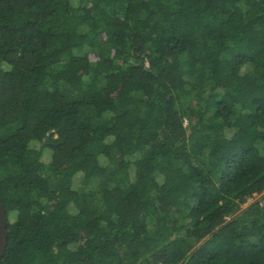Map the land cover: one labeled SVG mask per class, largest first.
<instances>
[{
    "label": "trees",
    "instance_id": "obj_1",
    "mask_svg": "<svg viewBox=\"0 0 264 264\" xmlns=\"http://www.w3.org/2000/svg\"><path fill=\"white\" fill-rule=\"evenodd\" d=\"M262 192L264 0H0V264H264Z\"/></svg>",
    "mask_w": 264,
    "mask_h": 264
},
{
    "label": "water",
    "instance_id": "obj_2",
    "mask_svg": "<svg viewBox=\"0 0 264 264\" xmlns=\"http://www.w3.org/2000/svg\"><path fill=\"white\" fill-rule=\"evenodd\" d=\"M8 244V225L5 205L0 201V260L5 255Z\"/></svg>",
    "mask_w": 264,
    "mask_h": 264
},
{
    "label": "rangeland",
    "instance_id": "obj_3",
    "mask_svg": "<svg viewBox=\"0 0 264 264\" xmlns=\"http://www.w3.org/2000/svg\"><path fill=\"white\" fill-rule=\"evenodd\" d=\"M264 192L262 193H256L254 194L252 197H250L247 202L243 205V208H246L247 206H249L252 202H256V201H264Z\"/></svg>",
    "mask_w": 264,
    "mask_h": 264
}]
</instances>
